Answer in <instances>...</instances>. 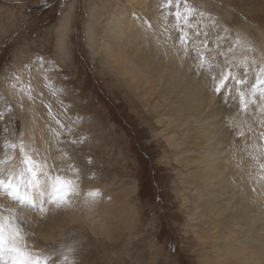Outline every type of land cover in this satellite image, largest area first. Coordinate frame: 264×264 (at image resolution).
<instances>
[{
  "label": "rangeland",
  "instance_id": "obj_1",
  "mask_svg": "<svg viewBox=\"0 0 264 264\" xmlns=\"http://www.w3.org/2000/svg\"><path fill=\"white\" fill-rule=\"evenodd\" d=\"M102 2L104 13L92 15L94 6L102 9ZM126 6L131 22L145 35L140 49L158 48L156 70L180 64L184 83H201L205 76L211 85L205 73L215 71L213 62L221 60L217 50L228 47L235 36L254 51L237 47L234 62L255 59L264 67V0H188L189 8L217 22L215 28L197 29L207 32L206 37L174 27L175 9L165 0H137L133 6L127 0H0V181L19 184L22 174L28 176L25 161L31 160L50 174L71 178L78 171L80 182L71 206L60 210L46 204L51 194L48 176H41L38 185H21L27 200H16L0 188V214L7 217L10 210L13 219L25 225L30 251L61 262L67 256L68 264H211L212 243L204 244L192 225L198 213H207L211 221L222 218L208 214L191 178L204 161L202 130L223 128L229 144L239 143L248 135L236 136L232 119L245 118L242 127L252 134V151L243 152L240 173L244 183L256 187L264 183V117L259 119L260 110L251 105L242 112L235 92L225 103L213 91L201 107L207 106L212 116L193 117L184 97L167 95L159 106L160 84L147 103L143 90L121 82V73L108 61L107 30L111 25L114 32L116 24L108 12ZM68 12V28H61ZM221 156L213 148L209 157ZM56 165L61 166L58 172ZM250 169L256 171L253 176ZM229 172L233 176L234 170ZM123 187L125 195L117 194ZM234 194L238 199L240 193ZM243 208L237 204L238 211ZM260 208L264 190L234 234L222 228L231 236L225 243H249L246 248H251L256 242L250 241L251 218ZM220 232L221 227L215 234Z\"/></svg>",
  "mask_w": 264,
  "mask_h": 264
},
{
  "label": "bare ground",
  "instance_id": "obj_2",
  "mask_svg": "<svg viewBox=\"0 0 264 264\" xmlns=\"http://www.w3.org/2000/svg\"><path fill=\"white\" fill-rule=\"evenodd\" d=\"M140 2H142V0H140ZM129 3L133 6L137 4V0H127V4ZM104 4L105 2H102L101 10L97 6H94L90 13L92 15H102L104 13ZM69 14L70 12L65 14V24H63L61 28H68L67 22L70 18ZM108 14L114 16V21L116 23L113 28L114 32L110 30L112 29L111 25L108 26L109 29L107 30L109 39L105 41V43H107V47H109L108 61L121 73V82H131L135 84L137 88H141L145 93L144 100L147 103L152 100L161 85L163 88V95L160 98L159 106L167 102V95H173L174 99L182 100L184 97V101L189 103L187 108L188 111L194 113L193 117H197L198 114L208 113L207 106H205L204 109H201V107L212 99L214 93L212 86L206 82L205 76L201 83H197L194 80L191 83H184L181 80L183 73L179 68L181 67L180 64H173L168 67L166 71L159 68L156 70V51L158 48L156 47L150 51L140 49L141 45H139V42L145 35L140 32L139 24L135 21L131 22L128 15V7H119L112 12H108ZM146 19L154 26L157 25L152 15H148ZM109 41L111 43L108 44ZM169 46L166 48H169ZM111 47H116L118 52L115 54ZM168 60L171 61V59ZM216 63L217 62H213V66H215ZM176 65L179 66L176 67ZM219 102L220 99L215 100V104ZM233 107H236V102H234ZM171 110V104L168 103L167 111L170 112ZM213 114L212 112L208 113L210 116ZM257 116L260 119L264 117V113L258 111ZM243 120H245V118L235 115L232 119L236 136L240 135V133L248 135L246 139H243L239 143L233 140L232 143L229 144L226 141L227 134L223 128L202 130L201 151L204 156V161L196 166L197 170L191 176L196 185L195 189L201 190L198 199L205 202L208 214L213 217H222L216 221H211L207 213H198L192 224L194 227V234L203 237L204 239H201V241L204 244L209 240L212 243L214 258L211 260V264H218L219 262L224 264L227 260L229 264H264V208H260L257 214L251 218L253 223L251 229L253 231L250 234V241L252 243L256 241L251 248H246L249 243H225V240L231 236L226 234L222 229L225 227L229 233L234 234L238 230V224L243 219L244 214L251 209L253 201L258 198L264 190V187H262L264 183H262L255 187V192H252L251 189L254 187V183H244V178L240 173V168L244 159L243 152L246 150L248 152L252 151V134H247L243 129ZM165 139L171 146H177L175 140L166 137ZM228 147H232V150H227ZM213 148H216L218 153H221L222 156L215 158L209 157ZM189 159L191 162L196 161V159L191 156ZM175 161L177 162V159ZM229 170H234L233 176H231ZM255 172L254 169H250L249 175L253 176ZM126 189L125 187L119 189L117 194L125 195ZM133 190H135V188H133ZM234 192L240 193V196L236 200ZM220 196L223 198L217 202ZM238 203L244 205L242 211L237 210ZM220 227V234H215V231H218ZM254 235H256V239ZM244 250L248 251L250 254H244Z\"/></svg>",
  "mask_w": 264,
  "mask_h": 264
},
{
  "label": "snow or ice",
  "instance_id": "obj_3",
  "mask_svg": "<svg viewBox=\"0 0 264 264\" xmlns=\"http://www.w3.org/2000/svg\"><path fill=\"white\" fill-rule=\"evenodd\" d=\"M169 8H174V27L178 29H193L197 30L201 25L204 28H215L216 20L211 16H206L204 12H196L188 7V0H183V4L174 3V0H165ZM163 7V5L161 6ZM180 7L186 9L183 13L179 10ZM193 20L195 21L193 23ZM151 27V25H148ZM221 32L227 33V29L221 28ZM167 29H165L166 39ZM198 36L206 37L207 32L195 31ZM242 48L245 51H254L247 45L240 44L239 36L233 37L232 42L228 47L222 50H217L216 56L220 57L219 63L215 64V71L209 69L205 75L212 85V90L225 103H229L232 94L235 92L239 97L240 110L247 111L249 106H254L264 113V67L257 65L256 60L252 59L250 62L246 59L240 64L234 62L233 57L236 54V48ZM169 51H171L169 49ZM231 53V55H229ZM168 53L166 52L165 55ZM253 66H256L253 68ZM243 74H241V71ZM243 135V133H240ZM264 138V132L260 133ZM76 143V141H72ZM12 147H15L14 145ZM22 151V149H21ZM28 173L27 178L21 175L20 183L16 184L12 181H0V188H5L10 191L12 197L16 200L29 199L27 191L21 192V185L25 188L38 185L41 176H48L51 186V194L46 201L47 205L54 206L57 210L64 209L71 206V199L79 190V172L76 171L73 177L69 178L67 175H60L56 173L50 174L38 170L37 166L31 161H25ZM91 163V161H88ZM57 172L61 166L56 165ZM260 168L264 170V164H260ZM69 171H73L74 167L70 166ZM264 181V176L260 177ZM264 187V185H262ZM252 192L256 191L252 187ZM95 195H99L96 193ZM46 205H41L40 211H46ZM24 227L22 223L16 222L9 210V215L6 217L0 214V261L3 264H68V257H63V261H58L51 257H42L38 253L30 251L25 243Z\"/></svg>",
  "mask_w": 264,
  "mask_h": 264
}]
</instances>
